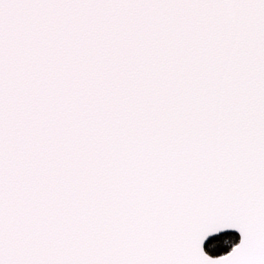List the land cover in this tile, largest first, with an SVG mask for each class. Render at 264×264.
Returning a JSON list of instances; mask_svg holds the SVG:
<instances>
[{"label": "snow or ice", "instance_id": "6c2138e0", "mask_svg": "<svg viewBox=\"0 0 264 264\" xmlns=\"http://www.w3.org/2000/svg\"><path fill=\"white\" fill-rule=\"evenodd\" d=\"M0 264H264V0H0Z\"/></svg>", "mask_w": 264, "mask_h": 264}]
</instances>
